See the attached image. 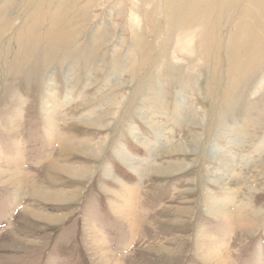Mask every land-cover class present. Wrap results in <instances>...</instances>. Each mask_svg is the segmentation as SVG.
<instances>
[{"label":"rangeland","instance_id":"1","mask_svg":"<svg viewBox=\"0 0 264 264\" xmlns=\"http://www.w3.org/2000/svg\"><path fill=\"white\" fill-rule=\"evenodd\" d=\"M219 1L0 0V169L13 158L24 175L0 178V264H216L214 249L226 264H264V63L234 45L264 9L230 0L218 17ZM52 131L100 153L61 150ZM125 187L132 228L115 209Z\"/></svg>","mask_w":264,"mask_h":264},{"label":"bare ground","instance_id":"2","mask_svg":"<svg viewBox=\"0 0 264 264\" xmlns=\"http://www.w3.org/2000/svg\"><path fill=\"white\" fill-rule=\"evenodd\" d=\"M201 1H203V0H200V2ZM262 2H263L262 0L258 2L259 5H258L257 10H259L260 7H262L264 9V3H262ZM225 4H227L228 8H229V5L231 4L230 0H220L219 1L218 7H217L218 8V14H217L218 17L222 16L224 14L223 10L225 8ZM208 11H209L208 8L202 9V13H204L203 16L204 15L206 16L208 14ZM203 16L199 15V18H203ZM263 19H264V17H263ZM200 21L199 22L197 21L198 25L196 26V30L200 29L201 38L204 40V42H208L210 40L211 35L205 33V24L206 23L202 24ZM201 29H203V31H201ZM243 29H244L242 31L243 33L239 37H238V35L236 36V39L234 41V43H235L234 45H237L240 48H244L245 51H248V52H245L246 53L245 57H247L249 61L254 62V63L261 61V63L263 64L264 63V57H263L264 45L262 43V38L264 37V20L262 21V27H260L257 30H254L253 27H246V26L243 27ZM261 49H262V52L259 53L258 51H260ZM255 76H256V71L255 70L251 71L249 74V81L251 82L250 84H252V85L255 83V82L254 83L252 82V80H253L252 78ZM259 78H260V80L258 83L264 84V77L259 76ZM51 98H55L54 95ZM178 108H179V106H178ZM53 110H54V107H47L45 110V112L47 114H51L53 117V119L51 120L52 125L55 124L56 121L58 122V120H59V117L56 115V112L52 113ZM53 139L56 140L57 138L56 137L50 138V140H53ZM79 151H83V150H79ZM87 151L88 150H84V154H87ZM6 161H7V164L9 166L10 165L13 166L12 173H14V174L8 173V172H0V178L4 174H9V178L7 180H5L8 185H14V184H18V185L22 184L23 185L22 179L24 178V175L21 173V168L19 167L20 162H16V161H14V159H9V158H6ZM8 161H9V163H8ZM132 165H135L134 170L137 171L140 169L139 163L132 164ZM63 169L66 170L67 172H73L71 169L66 168V167H63ZM123 192H124V196L122 198L120 197L121 198L120 200L122 201V203H121V205L118 206V208H115V209H116L117 214L120 217L122 216L125 221L129 222L131 225V228H132L133 225H135L134 220L131 218V216H132L131 210L133 209L134 203L132 202V200L130 198H131V195L133 192L129 188H125V190ZM39 194H43V196L46 198H52V197H50L51 195L48 193L39 192ZM217 208L219 209V211H217V213H216L217 215L219 214L221 216L228 217V219L231 218V216L229 215V211L226 207H223L221 205H217ZM221 257H222L221 253L218 251V249H214L212 251V253L210 254V260H214V262L216 264H226L228 262L227 259H223V257L222 258Z\"/></svg>","mask_w":264,"mask_h":264},{"label":"crops","instance_id":"3","mask_svg":"<svg viewBox=\"0 0 264 264\" xmlns=\"http://www.w3.org/2000/svg\"><path fill=\"white\" fill-rule=\"evenodd\" d=\"M57 102V101H56ZM70 102V101H69ZM121 103L120 102H113L112 105L114 106H118L120 105ZM51 107H53V105H51ZM57 107V106H55ZM58 111V110H57ZM138 116H140L142 118V120L144 121V123L148 126L149 129H151V131H154V133H157V129L159 128V124L158 123H155L153 121H150L145 115H143L142 113H140ZM53 118V117H52ZM52 120V119H51ZM87 121H89V123H96V119L95 117H91L89 119H86ZM155 124V125H154ZM92 125V124H90ZM97 125V124H96ZM100 126V125H98ZM53 127V126H52ZM51 127V128H52ZM139 127L138 125H136L135 123H132L130 124V126L128 127V134L133 138V139H137L139 140L140 137H139ZM52 137H56L57 139L56 140H50V138ZM48 140L49 141H56L57 145H58V148L59 149H70V150H88L87 151V154L90 153L92 155H97L100 153V146L99 144H91V145H84L83 147H81V149L77 148L76 145H74V143H72L71 141L68 140V137L64 136L63 134H60V133H54L53 131L51 133H48ZM136 140V141H137ZM142 140V139H140ZM141 142V141H139ZM141 145H143L146 149L148 150H152L153 152L157 151V148H162V146L159 144V143H148V142H141ZM155 146H156V149H155ZM169 146V147H168ZM164 149H167V150H173V149H176V151H184V147H181V146H173L171 142H167L165 144V147H163ZM116 157H118V159H120V161H122L123 163H125L128 168L132 169L134 171V167L135 165H132V164H137L138 162L130 157L129 155H127L125 152L123 151H117V153L115 154ZM13 159V158H12ZM53 161V160H51ZM55 162L52 163V165H54L55 167L58 166L56 164H54ZM63 167L65 166H58V168H60L61 170H64ZM66 168H69L71 169L73 172H67L66 170V173H69L71 175L75 174V175H78L80 177H83L84 175L79 173L77 170L73 169V168H70V167H66ZM142 169L140 168L138 171H141ZM0 172H8V173H12L10 172L9 170H2L0 169ZM3 183H6V181H3ZM127 188V187H125ZM39 192L41 193H47L45 192L44 189H40L39 187L35 186V185H32L31 186V191H30V194H32L33 196L35 197H39L40 199L42 200H45L47 202H59V201H62L63 200V196L61 195H55L54 193L48 191V194H50L52 198H46L43 196V194H39Z\"/></svg>","mask_w":264,"mask_h":264}]
</instances>
